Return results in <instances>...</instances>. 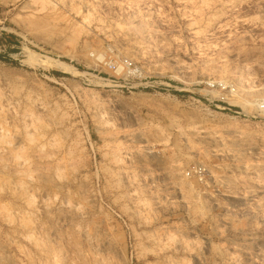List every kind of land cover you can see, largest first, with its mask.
<instances>
[{
	"label": "rangeland",
	"instance_id": "obj_1",
	"mask_svg": "<svg viewBox=\"0 0 264 264\" xmlns=\"http://www.w3.org/2000/svg\"><path fill=\"white\" fill-rule=\"evenodd\" d=\"M263 64L264 0H0V264H264Z\"/></svg>",
	"mask_w": 264,
	"mask_h": 264
},
{
	"label": "bare ground",
	"instance_id": "obj_2",
	"mask_svg": "<svg viewBox=\"0 0 264 264\" xmlns=\"http://www.w3.org/2000/svg\"><path fill=\"white\" fill-rule=\"evenodd\" d=\"M251 11H252V10H251ZM251 11H250V12H251ZM253 12H254V11H253ZM253 12H251V13H253ZM247 13H248V10H246V11L243 10L240 14H238V17L240 18V17L247 16V15H248ZM249 15H250V14H249ZM235 16H237V15H235ZM238 17H236V18L239 19ZM236 18H235V19H236ZM237 19H236V20H237ZM235 22H236V21H235ZM97 59H98V60H101V59H102V55H101V54H98V55H97ZM263 66H264V64H263ZM65 68H66V70H68V71H74V70H75L74 68H71V67H69V66H67V67H65ZM117 69H118V68H117ZM75 71H76V70H75ZM256 105L259 107L258 104H256ZM258 107H257V108H258Z\"/></svg>",
	"mask_w": 264,
	"mask_h": 264
}]
</instances>
